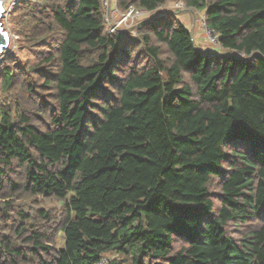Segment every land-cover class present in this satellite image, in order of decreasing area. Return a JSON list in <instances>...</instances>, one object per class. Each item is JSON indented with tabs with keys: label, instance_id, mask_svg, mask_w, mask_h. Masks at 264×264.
Returning a JSON list of instances; mask_svg holds the SVG:
<instances>
[{
	"label": "trees",
	"instance_id": "16d2710c",
	"mask_svg": "<svg viewBox=\"0 0 264 264\" xmlns=\"http://www.w3.org/2000/svg\"><path fill=\"white\" fill-rule=\"evenodd\" d=\"M176 1L224 53L159 12ZM117 4L153 14L123 34L101 0L8 14L0 264H264V0Z\"/></svg>",
	"mask_w": 264,
	"mask_h": 264
},
{
	"label": "built area",
	"instance_id": "2783aa9c",
	"mask_svg": "<svg viewBox=\"0 0 264 264\" xmlns=\"http://www.w3.org/2000/svg\"><path fill=\"white\" fill-rule=\"evenodd\" d=\"M17 0H12L10 7L5 9L4 17V27L7 29V17L9 12L13 9ZM101 4L104 11V20L108 26V34H123L121 32L122 27L130 28L136 20L143 17L151 16L150 12L140 10L136 11L134 8H130L126 13H121L118 9L117 0H101ZM165 8L178 9L185 11L187 9L186 5L182 1L169 2L165 5ZM191 14L195 15L196 18L191 26L193 29L195 24L199 27L206 43L214 48L215 52H224L219 45V35L217 32L209 27L206 23V16L204 12L201 11H189ZM6 25V26H5ZM191 29V30H192ZM133 37H136L137 33L135 30L131 31ZM11 38V36H10ZM15 39V36H12ZM111 258L107 256H101L96 264H110Z\"/></svg>",
	"mask_w": 264,
	"mask_h": 264
},
{
	"label": "rangeland",
	"instance_id": "374dc122",
	"mask_svg": "<svg viewBox=\"0 0 264 264\" xmlns=\"http://www.w3.org/2000/svg\"><path fill=\"white\" fill-rule=\"evenodd\" d=\"M11 2H12V0H3V5H4V8L6 9H8L9 7H10V5H11ZM173 12V13H175V17H176V19L179 21V22H181L185 27H187L189 30H191V24L188 26V24H187V22H186V19L185 18H189V17H191L190 16V12H188V11H181V10H178V9H171V8H164V10L162 9L161 11H159L160 13H164V12H167V13H169V12ZM194 16V18H196V16L195 15H193ZM4 23H6V22H4V19H3V24ZM6 26V25H5ZM197 26V25H196ZM198 28H196V30H197ZM5 30H7V32L9 33V30H8V28L7 29H5ZM132 30H135V29H132ZM131 30V31H132ZM131 31H130V33H131ZM136 31V30H135ZM9 36H10V33H9ZM11 40L13 41L14 39L12 38V36H11V38H10V45H9V50H8V52L7 53H9V52H12V50L14 49V46L13 45H11ZM7 53L6 54H2L3 56H6L7 55ZM224 53V52H223ZM57 205H60V203H58ZM93 218H95V219H97L98 217L97 216H93ZM55 246H56V249H62L63 248V246H64V238H63V234L61 233V232H59V234H58V236H57V238H56V242H55Z\"/></svg>",
	"mask_w": 264,
	"mask_h": 264
},
{
	"label": "crops",
	"instance_id": "0c3cea01",
	"mask_svg": "<svg viewBox=\"0 0 264 264\" xmlns=\"http://www.w3.org/2000/svg\"><path fill=\"white\" fill-rule=\"evenodd\" d=\"M152 14H153V13H152ZM152 14H151V15H152ZM190 16H191V17H189V18H185V19H186V22H187V24H188V26H189L190 24H191L190 26H192V24H193V22H194V20H195L193 14L190 13ZM146 18H147V17H143V18H140V19H146ZM140 19H139V20H140ZM186 28H187V27H186ZM196 28H198V29L196 30ZM187 29H188V28H187ZM191 29H192V28H191ZM191 32L194 33L195 41H196V43L198 44V47H199L201 50H203V51H205V52H208V53H219V52H215V51H214V48H213L211 45H209L208 43H206V41H205V39H204L202 33L200 32L199 27L196 26V24H195L194 28L191 30Z\"/></svg>",
	"mask_w": 264,
	"mask_h": 264
},
{
	"label": "water",
	"instance_id": "95a60500",
	"mask_svg": "<svg viewBox=\"0 0 264 264\" xmlns=\"http://www.w3.org/2000/svg\"><path fill=\"white\" fill-rule=\"evenodd\" d=\"M5 17V8L3 0H0V55L6 54L9 50L10 36L7 30H5L3 19Z\"/></svg>",
	"mask_w": 264,
	"mask_h": 264
},
{
	"label": "bare ground",
	"instance_id": "6f19581e",
	"mask_svg": "<svg viewBox=\"0 0 264 264\" xmlns=\"http://www.w3.org/2000/svg\"><path fill=\"white\" fill-rule=\"evenodd\" d=\"M24 66V65H23ZM30 83V82H29Z\"/></svg>",
	"mask_w": 264,
	"mask_h": 264
}]
</instances>
